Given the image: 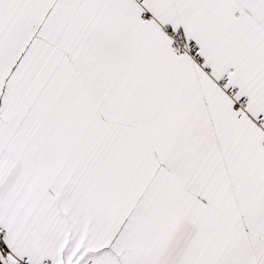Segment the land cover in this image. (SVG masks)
I'll list each match as a JSON object with an SVG mask.
<instances>
[{
  "label": "snow or ice",
  "instance_id": "6c2138e0",
  "mask_svg": "<svg viewBox=\"0 0 264 264\" xmlns=\"http://www.w3.org/2000/svg\"><path fill=\"white\" fill-rule=\"evenodd\" d=\"M0 264H264V0H0Z\"/></svg>",
  "mask_w": 264,
  "mask_h": 264
}]
</instances>
